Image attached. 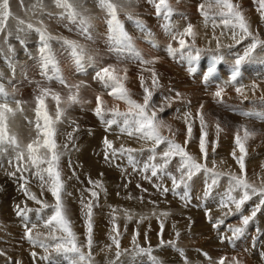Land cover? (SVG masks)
I'll use <instances>...</instances> for the list:
<instances>
[{"label":"rangeland","instance_id":"1","mask_svg":"<svg viewBox=\"0 0 264 264\" xmlns=\"http://www.w3.org/2000/svg\"><path fill=\"white\" fill-rule=\"evenodd\" d=\"M204 2L205 0H169L174 9L171 17L174 30L183 31L188 24H192L197 33L196 47L205 50L199 62L194 65L196 72L190 73L186 62L178 58L173 59L168 55L169 44L173 48H178L179 45L165 32L162 26L165 21L156 15L155 8L149 0H132L130 5L125 3L124 10L119 12V19L131 36L135 47L145 59L155 60V63L151 65L140 64L139 61L130 58L128 53L120 57L117 52L106 48L105 41L108 40V35H104V31L108 32L106 13L97 6L96 0H83L87 14L94 17L90 39H86L76 30L75 24L59 19L61 10L56 8L54 0H43V9L32 7L36 0H23L22 3L21 0H10L11 11L15 17L34 25L38 21H43V26L47 27L48 32L54 37L51 43L60 72L67 84L81 85L79 88L81 102L69 105L66 102L69 88L41 80L35 75L33 71L34 45L39 42V37L34 31L28 32L26 36L20 33L23 38V43H21L15 31L17 20L9 19L8 24L13 34L7 36V32L0 33V84L4 85L15 100L22 102L23 112L17 114L13 130L17 133L22 146L29 143L36 133L34 127L28 124V120H35V98L41 88H50L61 94L63 99L60 107L65 109V113L55 127L58 150L63 153L60 160L66 195L63 199L72 222V230L80 242L85 241L87 212V209L82 211L81 201L87 203L89 199L94 200L92 216L94 244L91 249L94 264H109L105 260L107 256L119 261V264L120 261L121 264H137L132 259H141L140 264H151L147 255L142 254L144 257H137L136 245L143 248L150 247L152 255L157 257L162 264L183 262L201 264L202 261L207 264H218L222 256L224 259L234 258L237 256L235 254H240L242 260L238 259L234 264H264L262 259V254H264V207L249 222L244 234L233 240L236 242L237 249L234 247L235 244L223 239L232 236L229 228L242 226L241 215H251V209L256 206L259 197L254 196L247 201L242 213L235 212L233 206V213L224 216L223 213L227 210L220 209L219 201L228 187L227 176L213 188L209 197L204 198V189L206 184L210 183L204 174H198L191 181L189 201L173 194L172 182L167 180V176H164L162 180L158 179V184L170 189L167 194H163L153 186L152 178L154 177H151L150 171L144 173L139 170L143 168L144 163L148 162L150 142L130 138L122 134L116 125L118 130L110 132L112 134L102 132L93 117V115L96 116L94 110L97 95L101 96L105 109L118 107L120 111H127V105L109 96L107 90L95 79L98 68L114 66L118 70L117 74L122 77L125 75L123 70L127 69L125 87L129 90L131 97L140 103L143 102L144 95L140 78L143 77L147 86L151 88L152 73L146 69H154L159 79V86L153 90L157 115L165 125L171 126V131L167 127L162 128V135L183 144L187 132L184 114L191 111L194 138L189 142L188 150L198 160L201 159L198 148L200 124L196 113L203 104L202 111L208 132L207 166L212 168L214 160L216 171L241 174L239 164L232 156L233 152L237 157L240 155L235 142L236 135L239 134L246 149L244 160L246 178L257 187L264 184V119L255 116L245 117L240 114L241 112L264 113V98H262L264 96V48L258 47L253 57L242 64L241 76L237 82L229 83L235 59L243 55L251 38L236 43L231 37V32L224 30L222 24L214 29L210 20L205 25L204 17L199 10V5ZM232 2L239 6V10L247 18L251 31L254 34L258 33L259 38L264 40V20L261 19L253 0H232ZM205 10L210 16L219 20L216 16L218 11L216 8L206 6ZM129 13L132 19L126 23L125 19ZM137 21L151 32V37L137 27ZM222 31L223 35H221ZM214 36L221 44L219 49L216 47L217 39H213ZM137 38L140 40L138 41ZM64 39L77 41L92 57V61L89 62L86 56L83 67L77 69L69 49L63 45ZM185 39L186 42L191 43V38L186 37ZM153 41L156 47H152ZM9 45L14 49V54L8 52ZM24 47H27L25 53ZM216 54L223 56V60L217 65L215 76L206 83L203 80V73L211 63L210 57ZM65 56L68 59H65ZM9 57H11L12 67H9ZM7 69L10 72H7ZM253 84L256 85L255 89L252 87ZM237 86L243 87V94L236 92ZM219 87L224 88L222 102L214 95ZM177 93L180 94L179 97ZM164 97L172 98L170 106L168 101L163 99ZM46 103L49 114L54 117L57 107L55 101L49 97ZM12 107L15 108L16 105L13 104ZM161 107L164 108L163 112L158 111ZM217 122L222 129L219 135L215 127ZM241 126L246 127L255 135L245 140ZM173 133H175L174 136ZM105 138L111 141L115 148L124 145L137 149L138 151L133 153L137 161V170H133L128 163L127 155L118 154L113 158L110 150L109 160L106 161L103 143ZM163 147L164 145H161L157 151L159 152ZM178 161V157L173 159L167 169L177 176L179 175L176 172ZM157 162H159V157ZM17 166L16 151L13 148L8 147L0 151V253H4L0 255V264H48L41 259L46 255L43 249L33 247L26 237L24 241L27 244L22 241L21 236L22 232L26 231V225L30 228L32 224H37L38 229L33 230V235L39 230L44 233L42 239H47L48 233L47 229L42 227V221L36 218L35 210L40 208V205L28 199L19 185L24 184L38 198L42 200L44 198L43 201L48 204H53L55 201L51 193L46 190L43 193L44 196L40 195V181L35 175L34 168L29 167L25 171L23 170L24 163L19 162L22 171H17ZM13 170L14 175L11 174ZM18 174H20V181ZM145 175L150 177L151 182L144 178ZM21 176L24 179H21ZM15 177L18 182L13 185L8 179ZM89 179L100 181L103 184V190L90 184ZM138 184L140 187H137ZM89 189L97 191L98 198H91ZM177 191L182 192L181 189ZM174 197L178 200L176 201ZM25 205L33 210V213H28L27 221L18 215L17 211V206L22 209ZM125 210L132 214L131 220L126 219ZM50 212V208L45 209L41 216L46 217ZM161 213H168V215L164 216ZM141 216L145 218L141 220ZM220 220H223V223L214 227V224ZM161 222H163V231H161ZM114 224L119 227V250L122 252L120 260L116 259L117 249L111 242V236L116 235L113 232ZM20 226L23 229H20ZM176 233H179L178 237ZM56 235L59 236L60 233ZM134 236L136 237L135 245ZM169 241H174L176 247L168 243ZM48 242L54 243L51 240ZM176 248L183 249L184 256H181ZM30 249L37 253L35 257L27 255V250ZM83 250L88 251L86 247ZM189 251L193 252L192 255ZM129 254L133 256H128ZM47 255L58 260L60 264H68L63 256H57L54 251ZM182 258L186 261H181ZM227 260L224 264H227Z\"/></svg>","mask_w":264,"mask_h":264},{"label":"snow or ice","instance_id":"2","mask_svg":"<svg viewBox=\"0 0 264 264\" xmlns=\"http://www.w3.org/2000/svg\"><path fill=\"white\" fill-rule=\"evenodd\" d=\"M23 0H21V3ZM97 6L106 13V23L108 26V40L110 47L113 51L120 55L128 53L129 57L140 62L142 65H151L155 63L153 59H145L143 54L135 47L131 36L125 30L123 23L119 19V12L124 10L125 3L131 4L132 0H96ZM149 3L153 4L155 8L156 15L162 17L165 23L162 25L165 32L175 40L179 47L173 48L171 44L167 47L168 55L173 59H179L184 61L188 65V71L190 73L196 72V67L194 66L199 62L204 49L196 47V36L197 33L194 31L192 24H188L183 31L174 30L171 24V17L174 13V9L171 7L169 0H149ZM253 3L257 5V11L260 14L262 20H264V0H253ZM56 8L60 9L59 19L67 20L68 22L77 25L81 34L85 36L86 39L91 38L90 29L93 26V19L91 15L87 14V10L84 9L83 0H54ZM206 6L208 8H216L218 11L216 16L219 17L217 21L215 17L210 16L209 12L205 10ZM33 8L43 9V0H36V3L32 6ZM199 10L201 15L204 17L205 25L211 20L213 27L222 24L224 30L231 32V37L236 43L251 38V42L244 49L243 55L237 56L234 62V66L231 70V76L229 83L235 84L238 78L241 76V66L246 61L253 57L258 47L264 48V40H261L257 34L251 31V25L247 18L243 15L242 11L239 10V6L233 4L232 0H205L204 3L199 5ZM16 19V34L17 39L21 40L23 43V38L20 33H24L25 36L28 32L34 31L39 37V48L38 53L41 61V66L44 75L48 80H57L61 85L69 88V94L66 98V102L71 104L80 103L81 99L79 97V88L81 85H68L64 76L59 70L58 62L56 60V54L52 46V40L54 37L48 32L47 28L43 26V21H38L37 24L26 23L15 17L11 11L10 0H0V33L7 32V36L13 34L11 26L8 24L9 19ZM128 18L132 19L131 14H128ZM137 27L145 32L149 37H151V32H149L143 24L139 21L136 22ZM223 31L221 35H223ZM186 37L191 38V43L186 42ZM213 39H217L215 36ZM7 41L5 40V43ZM63 45L66 46L72 56L73 62L77 69L83 67V62L87 56L89 62L92 61V57L89 56L85 48L80 45L77 41H70L67 39L63 40ZM155 42H152V47H156ZM217 49L221 47L219 40L217 39L216 44ZM211 51V49H208ZM8 52L14 54V49L11 45L8 47ZM211 63L209 64L207 70L203 73V80L207 83L212 77L215 76L217 72V65L223 60V56L216 54L210 57ZM9 67H12L11 57H9ZM152 73V86L151 88L147 86L144 78H140L141 87L143 89V102H137L129 94V90L125 87L124 80L127 79V69H124L125 75L122 77L117 74V69L114 66L100 67L96 70L95 79H97L104 89L107 90L108 95L113 97L117 101H122L127 105V111H120L118 107H113L111 109H105L103 107V101L100 95L96 97V116L105 123L108 128L116 125L122 134H126L130 138H135L137 140H142L146 143L151 144L148 149L150 155L148 156V162L144 163L143 168L139 169L144 173L150 171L151 177H156L157 179H163L167 176L172 182L171 191L174 195L181 196L182 199L190 200V187L191 181L198 174H204L210 183L206 184L204 189V198L210 196L213 188H215L220 180L227 176V190L223 193L219 201L220 209H226L223 213L224 216L233 213H242L243 206L247 201L251 200L254 196L259 197V201L254 208L251 209V215H241V225L240 227L229 228L232 233L231 237H224L230 243L234 239H238L245 232L246 227L249 222L256 216L257 212L264 207V184L257 187L255 184L250 183L244 173L245 170V155L246 149L245 145L241 140L239 134L236 135L235 142L239 148L240 155L236 156L233 152V159L239 164L240 173L239 175L235 173H223L216 171L215 161L213 160V167L209 168L207 166L208 161V132L207 124L205 121V116L203 114V104L200 105L196 113V118L199 120L200 124V135H199V153L201 159H197L188 150L189 142L193 137V118L191 111H187L184 114V122L186 124L187 132L186 138L183 144L177 143L175 139L165 137L161 133V129L167 127L171 131L170 125H165L163 120L158 117L157 110L155 108V103L153 101V90L159 86V79L157 73L154 69H146ZM51 71V75H49ZM253 89L256 85H252ZM75 89V91H72ZM243 87L237 86L236 92L243 94ZM224 88L219 87L214 93L215 97L219 99L220 102L223 100ZM179 97V93L176 94ZM55 101L57 107L55 116H51L48 111V106L46 100L48 98ZM264 98V96H262ZM62 96L58 92H54L50 88L42 87L40 93L35 98V120H28V124L34 127L35 136L26 145H21L20 139L17 133L13 130L15 118L18 113H22L23 109L21 107L22 102L15 100L13 96L5 89L3 84H0V151L6 150L8 147L13 148L16 151V160L18 162L17 171H22L19 166V162L24 163V169L28 168L35 169V175L39 178L42 196L44 191L51 193L54 198L53 204H48L38 196L31 192L24 184L20 187L23 189L25 196L32 200L36 204L40 205V208L36 209L37 220L42 221V227L47 229V239H42L44 233L37 230L35 235H33V230L38 229L37 224H32L30 228L26 225L25 237L33 247H38L44 250L46 255L42 256L41 259L48 261V264H60L58 260L52 259L50 255H47L51 251H54L57 256H63L64 260L68 261V264H94L92 247L94 244L93 240V207L94 200L89 199L87 203L83 200L81 201L82 207L87 209L86 212V236L85 241H78L76 233L72 230V222L69 218L68 209L65 206L63 196L64 192V181L62 179V172L60 169V160L63 153L58 150V145L56 142L57 129L55 125L60 122L61 118L65 113V109L61 108ZM164 100L168 101L169 106L171 103V97H164ZM15 104L16 107H12ZM159 112H163L164 108L158 109ZM242 116L264 119V113L259 112H241ZM107 117V118H106ZM216 133L222 131L219 122L216 123ZM244 131V139L247 140L250 136L255 135V133L250 132L246 127L241 126ZM175 133H173V136ZM105 145V160H109V150L111 156L115 158L118 154L120 156L127 155L128 163L133 167V170H137V161L133 153L137 152V149L131 147H125L121 145L119 148H115L113 143L107 138L103 141ZM161 145L164 147L158 152L157 149ZM67 148V144L64 146ZM214 151V149H213ZM159 157V162L157 158ZM179 158L178 165L176 167V172L179 175H175L170 171H167L169 164L173 159ZM14 175V173H13ZM145 179L151 182L149 176L145 175ZM21 179H24L21 176ZM25 183L27 181L25 180ZM89 183L93 184L94 187H99L103 190V184L100 181H92L89 179ZM158 191L163 194H167L170 189L161 184L153 185ZM137 187H140L138 184ZM183 189L182 192H178L177 189ZM89 194L91 198H98V192L89 189ZM146 191V190H145ZM237 193L239 195H237ZM51 209V212L46 216H41V213L45 209ZM18 215H20L25 221L28 220V213L32 212L31 208L27 205L24 208L17 206ZM115 211V209H113ZM161 215L167 216L168 213H161ZM126 219L131 220L132 214L125 210ZM145 217L141 216L140 219L143 220ZM115 220V217H113ZM223 220L217 221L214 227H217ZM161 231H163V222H161ZM113 232L116 235L111 236V242L115 245L117 251L115 253L116 259L119 260L122 252L120 249L119 227L118 225L113 226ZM60 233V235H56ZM177 237L179 233H176ZM48 240L54 241V243H49ZM133 243L136 244V237H133ZM161 243H164L161 241ZM174 248L176 247L174 241H169ZM87 248L88 251L85 252L83 249ZM181 256H184L183 249L176 248ZM137 255L144 254L150 258L151 264H162V262L155 256L152 255V249L143 248L136 245ZM4 253H0L3 255ZM31 255L35 257L36 252H32ZM205 256L207 254L205 253ZM264 258V254H262ZM210 259V258H209ZM236 258L234 257L233 260ZM110 264H115V261L110 262ZM218 264H224V258L218 261Z\"/></svg>","mask_w":264,"mask_h":264},{"label":"bare ground","instance_id":"3","mask_svg":"<svg viewBox=\"0 0 264 264\" xmlns=\"http://www.w3.org/2000/svg\"><path fill=\"white\" fill-rule=\"evenodd\" d=\"M46 28H47V27H46ZM98 33H99V32H98ZM58 34H59V33H58ZM72 71H73V70H72ZM17 84H19V83H17ZM15 85H16V84H15ZM13 89H14V88H13ZM18 99H19V98H18ZM15 121H16V120H15ZM79 138H80V137H79ZM67 160H68V159H67ZM66 163H67V161H66ZM65 165H66V164H65ZM171 171H172V170H171ZM38 181H39V180H38ZM12 186H13V185H12ZM141 187H142V186H141ZM47 194H49V193H47ZM138 194H139V193H138ZM64 195H65V194H64ZM43 196H44V195H43ZM47 196H48V195H47ZM65 196H66V195H65ZM41 198H43V197H41ZM43 200H44V198H43ZM83 210H86V208H83L82 211H83ZM79 211H80V210H79ZM85 212H86V211H85ZM104 235H105V234H104ZM159 235H160V234H159ZM188 239H189V238H188ZM106 240H107V239H106ZM123 240H124V239H123ZM184 240H185V239H184ZM185 241H186V240H185ZM182 242H184V241H182ZM234 242H235V241L232 242L233 244H235V246H234V245H233V246L236 247V246H237V245H236V242H235V243H234ZM121 243H122V242H121ZM180 243H181V241H180ZM158 248H159V247H158ZM236 249H237V247H236ZM185 250H186V249H185ZM192 253H193V252H190V251H189V254H190V255H192ZM187 254H188V253H187ZM197 255H198V254H197ZM236 255H237V256H236ZM115 256H116V255H115ZM128 256H133V255H132V254H129ZM227 256H231V255H227ZM235 256H236V257H235V258H236L235 260H233V258H227L228 260L225 258L224 261L227 260V264H234V262H235L236 260H238V259H239L240 261L242 260V256H240V254H235ZM137 257H141V258H142V257H144V255L140 254V255H138ZM231 257H232V256H231ZM222 258H223V256H222ZM126 259H127V258H126ZM105 260H107V263H109V264H110V262H112V261H115V264H119V261L114 260V258L111 259V258H109L108 256L105 258ZM119 260H120V259H119ZM132 260H134L135 262H137V264H140V260H141V259H132ZM136 260H137V261H136ZM181 261H186V260L182 258ZM218 261H219V260H218ZM127 262H128V261H127ZM128 263H129V262H128ZM189 263H191V262H189ZM192 263H193V262H192ZM192 263H191V264H192ZM203 263H204V264H207V262L202 261L201 264H203ZM120 264H121V261H120ZM181 264H188V263L183 262V263H181ZM193 264H194V263H193ZM209 264H210V263H209Z\"/></svg>","mask_w":264,"mask_h":264},{"label":"built area","instance_id":"4","mask_svg":"<svg viewBox=\"0 0 264 264\" xmlns=\"http://www.w3.org/2000/svg\"><path fill=\"white\" fill-rule=\"evenodd\" d=\"M20 229H23V228H21V227H20ZM43 230H44V229H43ZM20 234H21V233H20ZM21 238H22V241H24V239H23V237H22V236H21ZM24 242H25V241H24ZM25 243H26V242H25ZM26 244H27V243H26ZM28 251H29V250H27V252H28ZM27 255H28V253H27ZM50 255H52V256H53V254H50ZM52 256H51V257H52ZM52 259H54V258H52ZM262 259L264 260V258H262Z\"/></svg>","mask_w":264,"mask_h":264}]
</instances>
